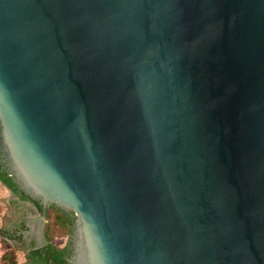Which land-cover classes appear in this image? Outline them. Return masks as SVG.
I'll list each match as a JSON object with an SVG mask.
<instances>
[{"label":"water","instance_id":"1","mask_svg":"<svg viewBox=\"0 0 264 264\" xmlns=\"http://www.w3.org/2000/svg\"><path fill=\"white\" fill-rule=\"evenodd\" d=\"M0 166L43 264H264V0H0Z\"/></svg>","mask_w":264,"mask_h":264},{"label":"trees","instance_id":"2","mask_svg":"<svg viewBox=\"0 0 264 264\" xmlns=\"http://www.w3.org/2000/svg\"><path fill=\"white\" fill-rule=\"evenodd\" d=\"M0 181L9 188L12 192H17L20 188L14 183V181L7 175V173L0 166ZM20 198L28 197L21 189ZM1 212V206H0ZM53 214V217H51ZM75 214L73 211H66L56 206L53 203H49L46 207V224H45V238L48 245L56 255H65L68 251L70 235H71V225L74 221ZM62 233H58V232ZM57 234H67L68 240L64 244H57L54 242V238ZM0 235L7 236V238L12 239L10 234V227L2 228L0 226ZM23 250L26 260V264H43L41 260L37 257L27 247L17 243L9 246L4 250L1 255L0 264H17V251Z\"/></svg>","mask_w":264,"mask_h":264},{"label":"flooded vegetation","instance_id":"3","mask_svg":"<svg viewBox=\"0 0 264 264\" xmlns=\"http://www.w3.org/2000/svg\"><path fill=\"white\" fill-rule=\"evenodd\" d=\"M20 194H21L20 189L17 192H12L11 191V193H10L9 202L13 204V205L10 206V208H12V209L14 208L13 209L14 218L10 222V227L13 224H15L17 222H20V221L25 219V217H26V208L29 209V210L34 211L33 207L29 203H26V204L22 205L20 202H18V200H16L14 198L15 196H17L21 200L32 201L29 197L20 198ZM13 242L15 243L14 239H13Z\"/></svg>","mask_w":264,"mask_h":264},{"label":"crops","instance_id":"4","mask_svg":"<svg viewBox=\"0 0 264 264\" xmlns=\"http://www.w3.org/2000/svg\"><path fill=\"white\" fill-rule=\"evenodd\" d=\"M0 191L1 192L2 191H8L7 187L1 181H0ZM13 209L10 208V212L11 213H14ZM3 213H4V208L0 212V226L5 229L7 227H10V222L11 221H9L7 225H5L4 221H3ZM13 244H14V242H13L12 239L7 238V236L0 235V260H1V255L4 252V250L6 248H8L9 246H12ZM17 264H26V260H25L24 251L23 250H20V251L18 250L17 251Z\"/></svg>","mask_w":264,"mask_h":264},{"label":"rangeland","instance_id":"5","mask_svg":"<svg viewBox=\"0 0 264 264\" xmlns=\"http://www.w3.org/2000/svg\"><path fill=\"white\" fill-rule=\"evenodd\" d=\"M9 199H10V195L8 191H2V192L0 191V206H1V210L4 208L3 221L5 225H7L8 222L14 218L13 213L10 212V206L13 204L9 202ZM51 217H53V214ZM58 233H62V232L59 231ZM67 240H68L67 234H57V236L54 238V242L57 244H64L65 242H67Z\"/></svg>","mask_w":264,"mask_h":264}]
</instances>
